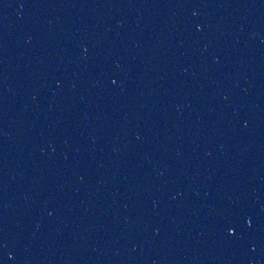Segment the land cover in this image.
Listing matches in <instances>:
<instances>
[{
    "label": "water",
    "instance_id": "obj_1",
    "mask_svg": "<svg viewBox=\"0 0 264 264\" xmlns=\"http://www.w3.org/2000/svg\"><path fill=\"white\" fill-rule=\"evenodd\" d=\"M0 264H264V0H0Z\"/></svg>",
    "mask_w": 264,
    "mask_h": 264
}]
</instances>
